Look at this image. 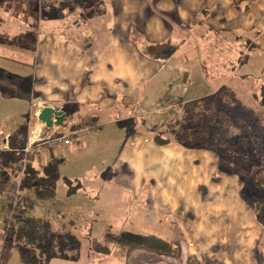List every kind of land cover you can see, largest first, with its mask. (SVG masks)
Here are the masks:
<instances>
[{
	"label": "crops",
	"instance_id": "crops-1",
	"mask_svg": "<svg viewBox=\"0 0 264 264\" xmlns=\"http://www.w3.org/2000/svg\"><path fill=\"white\" fill-rule=\"evenodd\" d=\"M254 58L264 60V0H54L43 9L37 0H0V135L26 144L29 128L41 123L35 114L42 103L66 115L43 132L93 124L70 145L45 143L29 163L39 178L53 167L55 181L59 160H72L65 154L115 160L108 191L119 199L131 191L140 204L136 214L111 216L137 230L115 236L122 248L114 264H264V223L252 200L259 193L245 189L229 161L221 164L229 159L214 147L204 118L213 108L195 116L196 123L203 117L198 131L191 109L225 89L229 97L231 86L239 92L247 81L264 84V61L258 71L239 73ZM76 177L70 196L84 188ZM38 179L27 170L23 187L38 194ZM49 217L42 219L51 221L48 236L58 246L60 222ZM87 240L79 253L51 252L49 240L36 245L48 247L55 264H101L111 246ZM29 257L25 264H41Z\"/></svg>",
	"mask_w": 264,
	"mask_h": 264
},
{
	"label": "rangeland",
	"instance_id": "rangeland-1",
	"mask_svg": "<svg viewBox=\"0 0 264 264\" xmlns=\"http://www.w3.org/2000/svg\"><path fill=\"white\" fill-rule=\"evenodd\" d=\"M263 61L262 58L260 60L254 58L251 60L250 67L248 65V69L240 68L239 73L258 71V67L262 65ZM262 69L261 67L260 70L263 71ZM169 75L172 76V74ZM234 87L236 88L237 86L235 85ZM234 87H230V95L229 97H225V99H223V95L228 93L227 89L223 91V94L220 93L215 96L213 95L214 97L212 98L193 102L191 108L193 110V130L198 131L201 128L199 123L203 121L202 116L196 117V123L194 121L195 116L199 115L203 110L213 108L212 113L208 112L204 118H207L209 121L208 125H206L207 127L212 122L211 125L215 135L214 147H219V152L229 159L222 160L221 164L225 165L229 161L226 167H229L231 172L239 173L245 178V189L248 191L256 190L259 193V198L252 197V200H255L252 202L256 205L258 219L264 223V205L258 204V200L264 195V187L259 189L260 186H253V182L256 180L262 181L264 186V97H261L264 86L261 83L255 85L252 81H247V83L238 86L239 92H235L233 90L235 89ZM165 93L167 96L172 95L170 89H166ZM183 110L184 114H190L191 110L185 111V107ZM33 119L34 115L32 112L29 122L35 123V119ZM35 128L37 130H44L45 125L37 123L36 126L30 127L28 139ZM238 137L241 139L237 143ZM227 139H229V142L226 143ZM223 143L225 144L224 148H220V145H223ZM26 144H18L14 140L9 141L7 137L0 135V169H7L12 174L7 181L0 182V264H25V260L23 259L29 256L33 257L34 255L37 256L41 264L42 262L44 264H55L53 261L57 260V257H51L52 255L48 254L50 253L47 251L48 247H45L44 250L42 249L44 245L19 241L14 236L7 235L5 231L7 220L10 217L8 211L11 208L6 190L18 176V165L22 163V159L31 160L33 158V154L27 156L24 153ZM13 148H19L18 151L20 153L18 154V151ZM226 148H230V151ZM224 149L225 151H223ZM71 156L72 160H59L57 163L56 178L51 185V189L55 190V196L51 198L40 196L34 188L23 187L22 182V196L26 199L25 203L33 206L28 215L42 218L46 217L49 213V218L58 223L60 222L59 226L61 227L57 230V233L60 232L57 241L59 245L53 246L51 252L61 253V250L65 253L74 251L75 253L84 252V248L89 245L87 244L86 246L87 239L91 237L109 244L112 248L110 255L103 254L101 264H114V262L119 261L117 256L121 257L122 248L121 246L116 247L114 245L115 236L121 233L124 234V230L133 233H136L137 230L132 228L129 222L123 223L125 220L119 223H116L114 220L111 221V216L126 217L128 213L132 215L136 214L135 208H139L137 206L140 203L133 197V193L126 189L124 190L129 195L121 199H119V196H113L115 192L108 191L113 188L117 176L115 166L113 165L115 160H91L93 158L90 155H86L85 160H75V158L77 159V157L81 156V152L74 155L65 154L64 157L69 158ZM239 160L240 163L245 161L247 167H253V172L248 173L238 163ZM248 160H251L253 165ZM256 169L258 172H256ZM70 175L72 176L70 177ZM75 176L80 177H76V179L80 180L84 188L78 194L70 196L73 194L69 192L70 188L77 183ZM64 177H67L70 183L65 182L63 180ZM88 183L90 186L85 187ZM94 194L96 195L94 196ZM98 194H101V197H97ZM114 203H117V212L113 211ZM93 205L95 206L94 210L92 209ZM93 219L95 220L93 221ZM117 224L119 225L117 226ZM137 224L141 226V221L137 220ZM146 230L142 228L138 231ZM109 237L110 239H108ZM261 252L260 255L264 257V252ZM48 256L53 260L47 262ZM263 257L262 259H264ZM58 258L59 261L66 260L61 255ZM59 263L62 264V262ZM74 263H77V261L70 260L66 262V264ZM32 264L39 263L32 262Z\"/></svg>",
	"mask_w": 264,
	"mask_h": 264
},
{
	"label": "trees",
	"instance_id": "trees-1",
	"mask_svg": "<svg viewBox=\"0 0 264 264\" xmlns=\"http://www.w3.org/2000/svg\"><path fill=\"white\" fill-rule=\"evenodd\" d=\"M246 58H244L242 61H245ZM264 86V84H262ZM257 96V95H256ZM261 97H264V91H262ZM241 138H237V143L240 141ZM227 149V148H226ZM230 151V148L227 149ZM225 151V149L223 150ZM228 153V152H227ZM231 160V159H230ZM250 164L253 162L251 160H248ZM240 165L243 166L247 170L248 173L253 172V167L248 166L245 163V161L240 163V160L238 161ZM249 165V164H248ZM251 165V166H252ZM44 176L38 177L37 171L32 170L31 164L28 165V171L31 173V176L37 177V181H39L44 187L39 188L38 194L40 196H45V197H52L54 192L51 189V184L54 181V174H55V169L50 166H46L44 169ZM256 172L257 169H256ZM255 172V173H256ZM10 175L6 169L2 170L0 169V182L7 181L9 179ZM257 181V182H256ZM253 182V186L257 187L260 186V188L264 187L263 182L260 180H256ZM67 183H70L69 180H66ZM78 187V186H77ZM77 187H72L70 188V193L75 192ZM261 203L264 205V195L258 200V204ZM32 208V205H28L27 203L25 204L24 210L21 212V214L17 215L14 220L10 222V224H6L5 231L7 235H12L14 236L17 240L19 241H24L27 243H38L43 240H49L50 242V247L52 249L53 246H55V238L50 237L48 234L51 232V221L48 219H42V218H32L28 217L26 214L30 211ZM12 225V226H11ZM14 225H17L18 227L15 229ZM150 238H141V240H149ZM38 258L34 257L32 260H37Z\"/></svg>",
	"mask_w": 264,
	"mask_h": 264
},
{
	"label": "built area",
	"instance_id": "built-area-1",
	"mask_svg": "<svg viewBox=\"0 0 264 264\" xmlns=\"http://www.w3.org/2000/svg\"><path fill=\"white\" fill-rule=\"evenodd\" d=\"M40 8H46L53 4L54 0H37ZM47 106L45 103L41 104V107ZM171 108H176V103H171ZM35 114V113H34ZM36 118L38 113L35 114ZM34 116V117H35ZM42 124V123H41ZM93 127L92 123L86 122L83 123L79 128L67 133V134H51L43 132V130H37L36 128L32 131L31 136L28 139V142L24 148V153L28 156L34 152H41L44 150V144H48L51 148H57L61 145H70L72 139L75 135L90 130ZM20 165H18L19 171H17L18 176L15 180L8 186L6 190L9 203L10 211H8L10 217L7 220V223L10 224L12 220L16 218L17 215L21 214L25 207V198L22 196V182L27 174V165L29 160L26 158L22 159ZM7 170V169H6ZM8 171V170H7ZM10 175L11 172L8 171ZM10 221V222H9Z\"/></svg>",
	"mask_w": 264,
	"mask_h": 264
},
{
	"label": "water",
	"instance_id": "water-1",
	"mask_svg": "<svg viewBox=\"0 0 264 264\" xmlns=\"http://www.w3.org/2000/svg\"><path fill=\"white\" fill-rule=\"evenodd\" d=\"M38 120L44 124L46 128H52L55 125L63 124L66 120V115L58 108L44 106L40 109Z\"/></svg>",
	"mask_w": 264,
	"mask_h": 264
}]
</instances>
